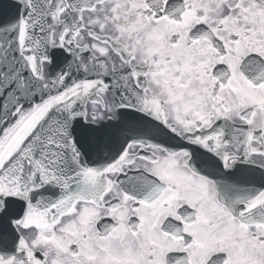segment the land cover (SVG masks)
<instances>
[{
  "label": "snow or ice",
  "instance_id": "1",
  "mask_svg": "<svg viewBox=\"0 0 264 264\" xmlns=\"http://www.w3.org/2000/svg\"><path fill=\"white\" fill-rule=\"evenodd\" d=\"M0 264H264V0H0Z\"/></svg>",
  "mask_w": 264,
  "mask_h": 264
}]
</instances>
